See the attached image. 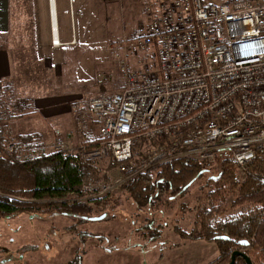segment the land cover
Returning a JSON list of instances; mask_svg holds the SVG:
<instances>
[{"label":"built area","instance_id":"1","mask_svg":"<svg viewBox=\"0 0 264 264\" xmlns=\"http://www.w3.org/2000/svg\"><path fill=\"white\" fill-rule=\"evenodd\" d=\"M147 3L149 23L129 46L141 51L153 46L154 67L129 73L118 49L110 47L125 78L120 92L88 103L99 141L54 148L83 161L110 157L119 165L114 183L84 185L78 201L105 199L130 179L175 159L211 165L217 156H230L244 171L256 148L264 146V0ZM10 117L3 112L0 118ZM84 120L80 113L78 131ZM40 155L25 143L6 138L0 143V159L16 164ZM75 201L73 196L67 202Z\"/></svg>","mask_w":264,"mask_h":264},{"label":"rangeland","instance_id":"2","mask_svg":"<svg viewBox=\"0 0 264 264\" xmlns=\"http://www.w3.org/2000/svg\"><path fill=\"white\" fill-rule=\"evenodd\" d=\"M121 2L105 0L103 7H98L96 21L86 23L91 41L88 53L89 47L52 50L42 37L27 38L32 46L24 64L25 55L18 54L16 37L11 38L14 74L9 82L0 84V117L3 112L11 117L7 121L0 119V127L13 118H23L16 122L18 130L22 131L37 130L45 125L48 128L51 124L74 136L65 139L59 134L45 133V140L51 141L53 149H46L44 154L53 152L58 143L76 147L83 140L82 132L77 130L79 116L74 112L67 115L65 108L70 104L83 107L87 102L73 103L66 99L85 96L83 89L90 79L101 84L96 97L118 93L124 86L125 74L119 71L117 59L108 49H118V56L126 63L129 73L154 67L153 46L143 51L129 46L151 18L145 12L147 0H131L124 5ZM94 10L90 12L95 13ZM84 31V27L77 25L74 40L80 41ZM102 57L104 67L91 66L94 59ZM86 63L89 67L80 66ZM38 107L41 113H34ZM48 113L53 117L61 116L44 121ZM96 166L110 184L120 176L117 169L108 168L109 158L98 160ZM195 191L192 188L184 196L168 202L154 199L151 205L139 209L117 188L101 207L89 204L96 218L83 222L61 214H17L0 218V264H184L182 256L192 251L197 242L189 237Z\"/></svg>","mask_w":264,"mask_h":264},{"label":"trees","instance_id":"3","mask_svg":"<svg viewBox=\"0 0 264 264\" xmlns=\"http://www.w3.org/2000/svg\"><path fill=\"white\" fill-rule=\"evenodd\" d=\"M33 140V135H26L20 143L41 154L35 161L16 164L0 159V218L17 214H61L81 222L96 218L89 204L101 207L107 197L78 200L82 186L109 183L97 169V161L63 152L44 154ZM118 167L109 157L108 168ZM120 188L139 209L154 199L170 200L194 188L191 234L216 245L218 256L209 264H229L234 251L245 254L252 264H264V146L256 148L244 171H239L230 156H217L211 165L181 158L157 165ZM73 196L77 201L67 202ZM241 241L248 245H238ZM234 264L246 263L236 257Z\"/></svg>","mask_w":264,"mask_h":264},{"label":"crops","instance_id":"4","mask_svg":"<svg viewBox=\"0 0 264 264\" xmlns=\"http://www.w3.org/2000/svg\"><path fill=\"white\" fill-rule=\"evenodd\" d=\"M128 1L131 0H122L121 3L124 5ZM53 3H55L53 4V9L57 31L56 38L59 42L58 46L53 45L50 0H0V84L9 82L14 74L13 51L11 50L10 42L11 38L16 37L18 54L20 55V53H22L25 55L23 61L24 64L26 62V55L29 51H31L30 49L32 46L31 41L28 39H37V37H42L45 39L52 50H58L63 47L82 46L81 49H87L88 47L90 48L86 53L91 52V41L89 40L90 28L89 26L85 25L88 22L91 24V22L96 21V15L98 14L99 9L103 7L102 5L105 3V0H55ZM99 6L100 8H98ZM93 9H95L94 12L96 14L91 13ZM77 25L84 27L85 30L84 34L80 37V41L74 40V30ZM105 43L101 44L104 45ZM81 53H83V50H81ZM104 62V57L97 61L94 59V63L91 64V66L94 65V67L99 68L104 67ZM80 66L89 67V64L86 63V65L82 64ZM85 84L86 86H84L83 89L85 96H77L76 99L70 97L66 100L73 103L82 102V104L87 102V104L83 107L77 104L71 106L70 104L65 109L66 113H68L67 115H71L72 112H74V115L76 113L78 116L80 113L85 115L82 130L83 140L87 145L94 146L99 140L98 126L94 122L93 118L87 114V108L89 100L93 99L94 96L96 97L102 88L100 89L101 84L94 82L92 79H90L89 82L87 80V83ZM32 100L34 99H31L30 101ZM35 100L39 101L38 99ZM66 100L64 102H66ZM36 110L38 111L34 113H41L40 108ZM58 116L61 115L58 114L55 117ZM55 117L50 116L48 113L45 115V117H43L45 119L43 120L51 121V119ZM17 119L15 120V118H13L7 122V125L0 127L1 140L6 138L16 143H20L22 137L26 135H33L34 140L32 142L34 145H39L43 152H46V149H53V144L51 141L45 140V133L51 135L59 134L65 139L73 135V133L68 134L63 132L56 126H51V124L48 126V128H46L45 125L44 127L37 128V130L33 131H22L21 129L18 130L16 122L22 120L23 118L19 120ZM109 197H111V195H109L107 198ZM176 198L177 197L164 201L168 202L175 200ZM189 228L191 229L189 237L191 240H193V242L197 241L194 242V244H198V246L195 245L192 251H189L188 254L184 255L185 257L182 256L185 261L184 264H201L204 261H206V264H209L215 260L218 256L216 245L213 242L207 241L205 239L193 238L191 234L194 228L193 221L190 223Z\"/></svg>","mask_w":264,"mask_h":264},{"label":"water","instance_id":"5","mask_svg":"<svg viewBox=\"0 0 264 264\" xmlns=\"http://www.w3.org/2000/svg\"><path fill=\"white\" fill-rule=\"evenodd\" d=\"M101 218H103V216L100 217V219H101ZM238 245L244 247V246H247L248 244H247V242H245V241H241V242L238 243ZM236 257H241V258L245 261L246 264H252L251 261L249 260V258H248L245 254H243V253H241V252H239V251H234V252L231 254L229 264H234V263H235V258H236Z\"/></svg>","mask_w":264,"mask_h":264},{"label":"bare ground","instance_id":"6","mask_svg":"<svg viewBox=\"0 0 264 264\" xmlns=\"http://www.w3.org/2000/svg\"><path fill=\"white\" fill-rule=\"evenodd\" d=\"M51 1V15H52V33H53V45H55V46H58L59 45V42H58V40H57V38H56V26H55V18H54V9H53V4H55V3H53L54 1L53 0H50ZM56 15V14H55Z\"/></svg>","mask_w":264,"mask_h":264}]
</instances>
